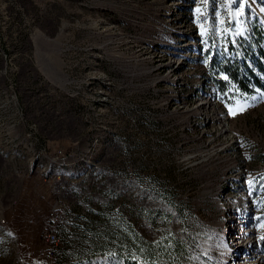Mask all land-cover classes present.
Listing matches in <instances>:
<instances>
[{"label":"rangeland","instance_id":"obj_1","mask_svg":"<svg viewBox=\"0 0 264 264\" xmlns=\"http://www.w3.org/2000/svg\"><path fill=\"white\" fill-rule=\"evenodd\" d=\"M259 63L264 0H0V264H264Z\"/></svg>","mask_w":264,"mask_h":264},{"label":"built area","instance_id":"obj_2","mask_svg":"<svg viewBox=\"0 0 264 264\" xmlns=\"http://www.w3.org/2000/svg\"><path fill=\"white\" fill-rule=\"evenodd\" d=\"M57 221H62V219L60 215V209L55 207L53 208L52 213L48 218L47 227H55ZM45 239L48 243H51L52 245L57 242L58 239H56L55 228H54V235H47V230H46ZM47 262L48 264H51V259L49 258Z\"/></svg>","mask_w":264,"mask_h":264},{"label":"trees","instance_id":"obj_3","mask_svg":"<svg viewBox=\"0 0 264 264\" xmlns=\"http://www.w3.org/2000/svg\"><path fill=\"white\" fill-rule=\"evenodd\" d=\"M257 66H258L259 70L261 71V73L264 75V66L261 65L260 63L257 64ZM222 70H223L227 75H230V77H231L233 80H235L237 83H240V85H242V80H241L240 78L237 79V75H236L234 72L232 73V72L230 71L229 68H227V67H223ZM249 72H251V71H249ZM251 74H252V76H253L255 82H256L259 86H261V87L264 88V85H263L262 83L259 82L260 80H258L257 77L253 75V73H251ZM262 82H263V81H262ZM243 86H244V85H242V87H243Z\"/></svg>","mask_w":264,"mask_h":264},{"label":"bare ground","instance_id":"obj_4","mask_svg":"<svg viewBox=\"0 0 264 264\" xmlns=\"http://www.w3.org/2000/svg\"><path fill=\"white\" fill-rule=\"evenodd\" d=\"M250 243H248V245H249ZM237 245V244H236Z\"/></svg>","mask_w":264,"mask_h":264},{"label":"snow or ice","instance_id":"obj_5","mask_svg":"<svg viewBox=\"0 0 264 264\" xmlns=\"http://www.w3.org/2000/svg\"><path fill=\"white\" fill-rule=\"evenodd\" d=\"M198 11H199V9H198Z\"/></svg>","mask_w":264,"mask_h":264}]
</instances>
